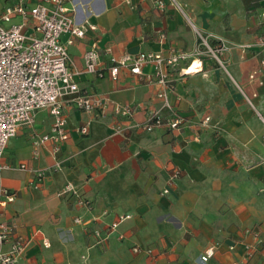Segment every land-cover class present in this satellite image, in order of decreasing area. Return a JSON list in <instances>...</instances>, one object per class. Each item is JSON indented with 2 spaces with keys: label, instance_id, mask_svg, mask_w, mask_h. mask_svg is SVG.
Instances as JSON below:
<instances>
[{
  "label": "crops",
  "instance_id": "obj_1",
  "mask_svg": "<svg viewBox=\"0 0 264 264\" xmlns=\"http://www.w3.org/2000/svg\"><path fill=\"white\" fill-rule=\"evenodd\" d=\"M20 1L0 0V15ZM22 1L34 6L43 0ZM76 3L78 22L96 26L68 46L79 70L94 44L104 70L110 55L192 52L198 44L193 25L227 41L232 50L226 70L202 56L196 59L197 72L181 76L180 67L172 70L175 81L167 88L128 70L117 81L78 76L82 91L106 98V109L89 114L67 105L69 139L56 158L50 143L34 155V136L49 133L53 124L47 111L37 112L32 126L18 130L7 146L4 163L10 169L0 173V188L16 193L3 219L27 242L19 264H200V256L214 244L218 249L208 264H264L262 250L248 259L244 248L254 243L246 229L259 231L264 240V1ZM68 39V34L62 37ZM153 73L152 66L143 68L144 76ZM162 91L174 113L163 107ZM116 105L134 108V116L116 117ZM153 110L165 119L182 116L188 123L152 132L137 127ZM206 117L207 126L202 124ZM85 126L88 133L81 134L78 130ZM118 126L122 131L116 133ZM57 161L61 169L36 187L30 186L33 174L18 169L21 164L50 169ZM175 169L180 176L170 183ZM68 183L88 207L59 195ZM125 214L131 218L111 231V224ZM136 246L142 251L134 252Z\"/></svg>",
  "mask_w": 264,
  "mask_h": 264
},
{
  "label": "built area",
  "instance_id": "obj_2",
  "mask_svg": "<svg viewBox=\"0 0 264 264\" xmlns=\"http://www.w3.org/2000/svg\"><path fill=\"white\" fill-rule=\"evenodd\" d=\"M76 2L77 0H43L34 6H27L21 0L18 4L5 8L0 15V173L10 169L4 163L8 143L17 136L21 127L34 124L37 112L47 111L53 118V124L49 133L34 136V155H38L41 146L50 143L52 155L56 158L62 144L69 139L65 113L67 105L71 104L89 114L105 111L107 100L104 96L81 90L77 77L82 74L99 78L107 76L117 81L121 71L128 70L133 75L145 77L149 83L157 82L167 88L172 87L175 81L171 77L172 70L180 67L181 76L188 75L196 59L202 56L215 60L226 70V55L232 50V45L212 33L198 30L194 25L198 44L192 52H173L168 57L154 52L126 53L118 57L110 55L109 65L104 70L98 46L94 44L85 52L84 68L79 70L74 65L68 46L74 44L76 39L85 38L86 32L89 29L95 30L96 26L87 21L78 22ZM160 6H163L162 2ZM262 18L264 19V12ZM65 34L69 35L67 42L62 41ZM260 44L264 46V42ZM110 51L107 50L108 53ZM147 65L153 67L154 73L144 76L143 68ZM261 65L264 68V55ZM254 76L255 74L251 75V78ZM158 97L163 100V107L174 113L167 93L162 91ZM113 112L118 118L131 119L135 109L116 105ZM209 122L210 117H206L202 124L207 126ZM187 123L182 116L175 115L165 119L159 110H153L145 124L137 127L152 132L161 127L180 129ZM78 131L87 134L88 128L81 127ZM121 131L118 126L116 133ZM18 169L30 171L34 176L30 186L36 187L48 173L60 170L61 164L57 161L54 167L45 170L28 169L25 164H21ZM179 176L180 171L175 169L170 183ZM163 193L168 194L169 190L165 189ZM59 195L75 197L79 205L89 206V202L71 183L66 184ZM15 200L16 193L0 188V264H19L20 256L27 246V242L17 235L16 226L3 219L4 209ZM130 218V215H120L111 224L110 230L116 231L121 223ZM75 222L82 224L80 218H76ZM245 233L254 239V243L244 245L246 257L252 259L260 250L264 256V240L259 231L246 229ZM94 234L98 240L102 238L99 231ZM44 246L47 248L50 244L44 241ZM234 248L230 247L231 250ZM217 249L218 244L208 247L200 256V264H208ZM133 251L139 253L142 248L136 246Z\"/></svg>",
  "mask_w": 264,
  "mask_h": 264
},
{
  "label": "bare ground",
  "instance_id": "obj_3",
  "mask_svg": "<svg viewBox=\"0 0 264 264\" xmlns=\"http://www.w3.org/2000/svg\"><path fill=\"white\" fill-rule=\"evenodd\" d=\"M197 65L196 64H194L191 68H190V70H189V73H194V72H197Z\"/></svg>",
  "mask_w": 264,
  "mask_h": 264
},
{
  "label": "rangeland",
  "instance_id": "obj_4",
  "mask_svg": "<svg viewBox=\"0 0 264 264\" xmlns=\"http://www.w3.org/2000/svg\"><path fill=\"white\" fill-rule=\"evenodd\" d=\"M215 61V60H214ZM216 62V61H215ZM217 64V63H216ZM218 65V64H217ZM219 66V65H218ZM220 67V66H219ZM227 68V67H226ZM223 69V68H222Z\"/></svg>",
  "mask_w": 264,
  "mask_h": 264
}]
</instances>
